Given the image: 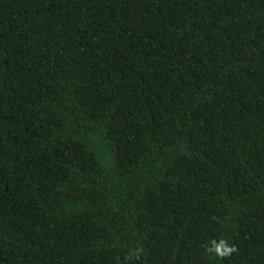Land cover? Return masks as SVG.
Segmentation results:
<instances>
[{
    "label": "trees",
    "instance_id": "1",
    "mask_svg": "<svg viewBox=\"0 0 264 264\" xmlns=\"http://www.w3.org/2000/svg\"><path fill=\"white\" fill-rule=\"evenodd\" d=\"M0 264H264V0H0Z\"/></svg>",
    "mask_w": 264,
    "mask_h": 264
},
{
    "label": "clouds",
    "instance_id": "2",
    "mask_svg": "<svg viewBox=\"0 0 264 264\" xmlns=\"http://www.w3.org/2000/svg\"><path fill=\"white\" fill-rule=\"evenodd\" d=\"M210 243L211 247L206 248L207 252L209 254H214L215 257L221 260L230 258L233 253L238 252V248L235 245H229L224 239H220L219 242L213 239ZM142 251V248L136 249L133 253H130L127 258L131 259L132 257H135L136 259H139Z\"/></svg>",
    "mask_w": 264,
    "mask_h": 264
}]
</instances>
